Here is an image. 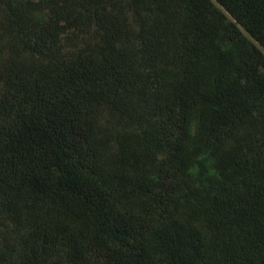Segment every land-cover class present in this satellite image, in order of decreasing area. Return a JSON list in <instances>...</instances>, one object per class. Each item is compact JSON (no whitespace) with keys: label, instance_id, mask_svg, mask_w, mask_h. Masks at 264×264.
I'll use <instances>...</instances> for the list:
<instances>
[{"label":"trees","instance_id":"trees-1","mask_svg":"<svg viewBox=\"0 0 264 264\" xmlns=\"http://www.w3.org/2000/svg\"><path fill=\"white\" fill-rule=\"evenodd\" d=\"M0 12V264H264V0ZM93 105L134 117L142 170L99 174L77 120ZM193 106L218 188L185 164Z\"/></svg>","mask_w":264,"mask_h":264},{"label":"rangeland","instance_id":"rangeland-1","mask_svg":"<svg viewBox=\"0 0 264 264\" xmlns=\"http://www.w3.org/2000/svg\"><path fill=\"white\" fill-rule=\"evenodd\" d=\"M0 18H2L1 12ZM6 36L0 23V54L4 53L3 46L9 38ZM122 115L93 105L77 116L78 124L87 138L94 162L102 176L114 175L122 169L128 174L135 173L142 170L155 156L150 153L147 157L141 156L143 150L141 144L145 145L146 142L143 141L147 140L144 139L145 137H140L141 131L136 128L134 117ZM207 119L208 115L204 108L193 106L190 109L183 131L187 144L185 164L193 171L192 180L205 184L207 189H214L218 188L219 184L207 179L213 175L212 165L200 155L202 134L208 129Z\"/></svg>","mask_w":264,"mask_h":264}]
</instances>
